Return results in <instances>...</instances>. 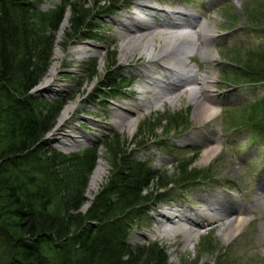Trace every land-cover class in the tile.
Wrapping results in <instances>:
<instances>
[{"label":"rangeland","instance_id":"rangeland-1","mask_svg":"<svg viewBox=\"0 0 264 264\" xmlns=\"http://www.w3.org/2000/svg\"><path fill=\"white\" fill-rule=\"evenodd\" d=\"M67 1L78 5L86 3L89 10L88 30L75 39L66 38L71 17L68 6L65 7ZM134 1L138 0H40L43 12L64 8L54 32L50 57L49 66L54 63L51 91H36L44 84L42 80H46L49 66L30 90L34 97L62 104L43 139L50 148L65 154L96 148L93 170L99 163L102 174L91 187L93 170L88 177L84 192L88 204L83 207L85 202L80 208L83 213L112 172L110 151L101 144L106 136H117L123 148L136 160L147 162L162 175V181L172 182L159 191L162 195H156L151 204L141 209L140 220L130 228L128 240L132 245L157 243L165 249L170 264H264V139L250 123L257 122L262 114L259 100L264 98V80L236 86L234 80L237 78L232 74L239 72L238 65L247 60L248 52L264 50V0H156L164 4L185 3L195 14L209 11L214 23L220 26L214 29L215 39L211 46L213 77L218 86L213 94L219 101L218 111L208 120H202L186 102L166 104L130 113L135 124L129 128L127 124L116 126L112 114L118 106L124 107L142 97L132 92L137 90L135 69L143 68L132 67L119 58L118 43L114 40L118 28L113 20L128 14ZM113 3H117L116 6ZM107 6H113L112 14L105 13ZM213 7L215 11L211 10ZM64 16L67 19L61 27ZM86 35L92 39L83 37ZM80 44L88 45L85 54H68V50ZM54 52L56 58H52ZM107 64H112L125 77L118 86L125 85V89L100 90ZM67 105L72 108L64 121L58 123L57 118ZM57 124L61 126L59 140L70 139L63 137L68 134L77 142L62 146L58 140L52 141L49 137ZM210 135L217 136L219 146L217 153L206 161L201 154L209 146ZM188 159H191V171L182 176L179 166ZM184 178L189 183H184ZM157 185L153 183L149 191L153 192ZM208 193L214 194L228 210L250 206L238 235L230 238L226 231H210L204 226L198 228L189 241L181 233L169 237L157 231L155 219L159 211L175 212L182 206L189 216L195 217L197 210L202 208L199 195Z\"/></svg>","mask_w":264,"mask_h":264},{"label":"trees","instance_id":"trees-1","mask_svg":"<svg viewBox=\"0 0 264 264\" xmlns=\"http://www.w3.org/2000/svg\"><path fill=\"white\" fill-rule=\"evenodd\" d=\"M39 4L0 0V264H170L157 243L132 245L128 237L141 209L171 181L136 160L117 136H106L101 144L110 151L112 172L83 213L96 148L65 154L43 139L62 104L34 97L30 90L50 64L64 8L43 12ZM86 5L66 2L67 39L88 30ZM112 7L105 13L112 14ZM245 58L232 73L236 86L264 80V50ZM124 78L107 64L99 88L120 91L127 87H118ZM259 105L262 114L250 123L264 139V98ZM186 161L179 166L182 176L191 171V159ZM153 183L155 195L149 191Z\"/></svg>","mask_w":264,"mask_h":264},{"label":"bare ground","instance_id":"bare-ground-1","mask_svg":"<svg viewBox=\"0 0 264 264\" xmlns=\"http://www.w3.org/2000/svg\"><path fill=\"white\" fill-rule=\"evenodd\" d=\"M211 10L215 11L214 7ZM66 19L67 16H64L61 27ZM113 22L118 28L114 40L118 43L119 58L126 64L133 65L132 67L138 65L143 68L135 69L134 74L138 78L137 90L132 92L139 93L142 97L113 110L116 126L127 124L132 128L135 120L130 119V113L166 104L172 106L177 102L192 105L194 114L202 120H208L217 114L219 101L213 91L218 86L213 77L214 66L211 62L214 54L211 46L215 39L214 29L220 26L214 23L209 11L195 14L187 9L185 3L164 4L156 0H140L132 2L128 14L121 19H114ZM88 50V45L80 44L68 50V54L83 55ZM56 55L54 52L52 58H56ZM49 67L46 80H42L44 84L36 91H51L49 87L53 82L51 77L54 63ZM71 108V105H67L62 109L57 118L58 123L64 121V116ZM60 128L57 124L52 130V137H49L52 141L58 140L62 146H71L77 142L68 134L63 137L70 139L59 140L57 135L60 134ZM208 142L209 146L201 154L206 161L217 153L219 146L216 135H210ZM99 165L98 163L90 177V187L102 174ZM198 200L202 208L197 210L195 217L189 216L182 206L175 212H170V209L159 211L155 219L157 231L169 237L181 233L189 241L194 238L193 233L204 226L210 231H226L230 238L241 232L247 220L246 210L250 206H238L228 210L217 201L214 194L209 193L200 194ZM87 204L88 202L83 207Z\"/></svg>","mask_w":264,"mask_h":264}]
</instances>
